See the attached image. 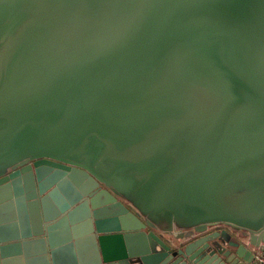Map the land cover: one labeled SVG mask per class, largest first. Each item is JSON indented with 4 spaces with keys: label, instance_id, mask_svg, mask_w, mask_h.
Returning <instances> with one entry per match:
<instances>
[{
    "label": "water",
    "instance_id": "obj_1",
    "mask_svg": "<svg viewBox=\"0 0 264 264\" xmlns=\"http://www.w3.org/2000/svg\"><path fill=\"white\" fill-rule=\"evenodd\" d=\"M64 227L73 264H220L219 227L258 264L264 0H0V264Z\"/></svg>",
    "mask_w": 264,
    "mask_h": 264
},
{
    "label": "flooded vegetation",
    "instance_id": "obj_2",
    "mask_svg": "<svg viewBox=\"0 0 264 264\" xmlns=\"http://www.w3.org/2000/svg\"><path fill=\"white\" fill-rule=\"evenodd\" d=\"M125 207L129 211V213H131L140 222L144 224L143 219L137 214L135 210L131 209L128 205H125ZM189 232L179 231L173 226L169 229L168 228L160 229L156 226L151 228L149 226L144 225V227L137 230V234H138L137 237L140 238L141 241L145 239L147 242L149 241L151 242L152 240L156 238L158 240L164 241L165 243L173 242L174 244V243L179 242V239L177 238H179L181 234L185 235L186 233H189ZM133 233H135V231L131 232L130 234H133ZM227 234L230 237H228ZM227 234L224 233V230L222 227H219V228H214V229L209 230V232L205 233V236L208 238L215 239V240L230 239L231 248L224 245L222 247L224 248V250L222 249L223 250L222 253L221 254L217 253L216 256L220 258V264H240L241 259L238 258V255H237L238 251H239V254L242 255L243 258H248V255L243 250L241 251L238 250V247L240 244H242L244 247H246L248 251L250 250V244L247 243L248 234L245 231H240V234H239L240 236H238V234L233 233L231 230H227Z\"/></svg>",
    "mask_w": 264,
    "mask_h": 264
},
{
    "label": "crops",
    "instance_id": "obj_3",
    "mask_svg": "<svg viewBox=\"0 0 264 264\" xmlns=\"http://www.w3.org/2000/svg\"><path fill=\"white\" fill-rule=\"evenodd\" d=\"M67 229L69 231V228ZM65 230L66 228L64 227L54 233L53 247L55 251L52 254L58 263L73 264V262L76 263V243L73 238L66 240L64 235Z\"/></svg>",
    "mask_w": 264,
    "mask_h": 264
},
{
    "label": "built area",
    "instance_id": "obj_4",
    "mask_svg": "<svg viewBox=\"0 0 264 264\" xmlns=\"http://www.w3.org/2000/svg\"><path fill=\"white\" fill-rule=\"evenodd\" d=\"M256 261L258 264H264V252L263 253H257L255 252Z\"/></svg>",
    "mask_w": 264,
    "mask_h": 264
},
{
    "label": "rangeland",
    "instance_id": "obj_5",
    "mask_svg": "<svg viewBox=\"0 0 264 264\" xmlns=\"http://www.w3.org/2000/svg\"><path fill=\"white\" fill-rule=\"evenodd\" d=\"M262 247L264 248V243L262 244ZM254 262H256V260H253Z\"/></svg>",
    "mask_w": 264,
    "mask_h": 264
}]
</instances>
